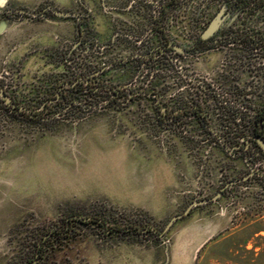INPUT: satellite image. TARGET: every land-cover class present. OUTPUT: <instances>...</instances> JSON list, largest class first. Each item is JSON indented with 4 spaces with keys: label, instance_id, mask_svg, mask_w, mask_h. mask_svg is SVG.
I'll return each instance as SVG.
<instances>
[{
    "label": "rangeland",
    "instance_id": "obj_1",
    "mask_svg": "<svg viewBox=\"0 0 264 264\" xmlns=\"http://www.w3.org/2000/svg\"><path fill=\"white\" fill-rule=\"evenodd\" d=\"M163 4L0 0V264H25L67 215L155 230L121 235L78 224L74 237L49 239L36 264H264V154L229 128L241 116L247 132L262 106L260 49L210 42L193 52L224 4L180 0L159 28L184 50L162 55L151 19ZM45 5L79 17L2 14ZM251 29L260 35V24ZM79 75L91 88L112 84L120 97L90 94L87 83L74 82ZM62 77L73 82L61 88L66 99L52 100L36 120L5 106L15 100L38 111L44 98L57 96L51 85ZM196 105L201 118L162 120L166 108ZM251 172L156 235L192 202Z\"/></svg>",
    "mask_w": 264,
    "mask_h": 264
},
{
    "label": "trees",
    "instance_id": "obj_2",
    "mask_svg": "<svg viewBox=\"0 0 264 264\" xmlns=\"http://www.w3.org/2000/svg\"><path fill=\"white\" fill-rule=\"evenodd\" d=\"M164 1H165V4L161 5V7L159 9V16L154 18V19H151L156 33L159 35V37H162V38H165V32L163 29L159 28L161 25L160 21L164 20L166 18V16L168 15L169 7L176 6L180 2V0H164ZM257 6L260 8V3H258ZM144 9H145L146 14H147L149 7L147 5H145ZM251 31L253 32L255 30L251 29L250 31L247 32L248 40L234 41L232 43H240V46L243 50L248 49L250 51H254V50H256V48L260 49V40L251 38L252 37L250 34ZM256 32L258 33V31H256ZM242 34H244L243 30L241 32H238L239 37H241ZM254 37H256V36H254ZM165 45L166 46L162 47L161 48L162 50H160L162 55H163V53L168 51V49H171V47H168V42H166ZM208 45H209L208 42L205 44H200V45L194 47L192 49V51L194 52L195 50H198V49L205 50V48L208 47ZM258 53H260V52H258ZM150 59H152V57H150ZM74 82H76V84H78L79 86H83L85 83H87L85 86L88 89L90 94H93V93L99 91V89H101L102 91L105 92V94L107 96H110L111 99L115 100L118 97H120V91L114 89L115 87H113L112 84H109L108 82H105V83H103V85L97 86L96 88L95 87L91 88L88 84L89 82H88L87 77L86 76H80V75L76 76L74 78ZM71 83H73L71 81V79H67L66 77H62V78L58 79L55 83H53L51 85V87H52V90H55V94L57 96H54L52 98H44V100H42V102H41L42 103L41 108L38 111L36 109H34V106L20 105L15 100L8 102L7 104H5V106L7 108H9L11 110V113H13V114L16 113L18 115V113L20 112V113H23V115H26L31 120H36L38 117L47 113L48 110H50L51 106L53 105L51 103L52 100L54 101L55 99H58V100H65L66 99V95L63 94L61 88L65 87L67 85H71ZM72 88L75 89L76 87H72ZM129 93L136 94V92H133L132 90H129ZM145 95H148V94H145ZM182 108H183V110L187 111V109L185 107H182ZM197 109H195V111L191 109L192 112H190V113H192V114H195V113L198 114L199 113L198 114L199 117L200 118L203 117L201 108L198 106ZM196 110L198 112H196ZM236 118L239 119L238 122L235 121ZM236 118H235V116L231 118V121L229 124L230 130L235 131V130L239 129V131H240L239 139H241L242 137L245 138V140L242 141V143H244L247 140L248 143L252 142L251 144L255 148L258 149L256 143L254 141H252V139L254 137H257V136H261L264 138V106L260 107L254 113V116L250 119V121L248 122L250 129L247 132H245V130H242V126H244V122H245L244 117H241V116L237 117L236 116ZM245 126H246V124H245ZM258 150L260 151V149H258ZM78 224L79 225L92 224V225H95L96 227L102 228L104 231H108L109 233L116 232V233L121 234V235H126V234L136 232V231L148 233V232L155 230L154 226H151L148 223H144L140 226L131 220H124L121 222L116 221V222L111 223L107 220V218L105 216H102V215H96L93 217H81L79 215H67L65 217V219L62 220V223L58 227L50 230L47 234L43 235L39 239V242L34 246V248L32 250L31 257L26 258L25 264H36L37 261H39L40 259L43 258L49 239H55V240H61L62 241V240H65V239H68V238H71V237H74L75 235H77L75 227H77ZM158 233L159 232H156L157 236H158Z\"/></svg>",
    "mask_w": 264,
    "mask_h": 264
},
{
    "label": "flooded vegetation",
    "instance_id": "obj_3",
    "mask_svg": "<svg viewBox=\"0 0 264 264\" xmlns=\"http://www.w3.org/2000/svg\"><path fill=\"white\" fill-rule=\"evenodd\" d=\"M222 1H223L224 5L219 7L218 9H216L212 13L210 18L206 22L203 30L200 32L198 38L196 39L195 47L200 45V44H205L207 42L208 43L214 42L215 44H219L221 42H225V43L230 42V43H232L234 41H245V40H248L247 32L250 31V26H255V24H260V35L256 36V37L252 36L251 38L260 40V53H258V56H260V78H261V83L260 84L264 85V0H222ZM258 3H260V8L257 6ZM7 11L8 12L9 11L13 12V13L18 14V15H23V16L24 15L25 16H32L30 13H35V14L38 15V16H33V17L45 16L46 15V11H50V12L52 11V13L54 15H55V12H63V11L53 10V8L50 5H45L42 8H40L39 10H37V11H29L26 8H20L18 10H4L2 12V14H5V12H7ZM22 11H27L29 14H26V13H24ZM66 13H73V12H66ZM220 13H221V16H222V21H221L218 29L210 37H208L207 39L201 38L202 32L206 29V27L209 25V23ZM230 14L232 15V18L230 19V22L228 23L226 28L223 29V27L225 26L226 20L228 19V15H230ZM70 17H75V19H77L79 16H77V14H76V16H70ZM238 17L240 18V22H239L240 25L238 24L239 26H236L237 21H239ZM242 30L244 31V34H242V36L239 37L238 36V32H241ZM256 31H258V30H256ZM160 39H161V42H162V45H161L160 48L166 46L165 44H166V42H168V47H171L176 52H181V51L184 50V48L180 44H175V43L171 44L169 42V40H167L168 38H167L166 34H165V38L160 37ZM177 47L182 48V50L177 49ZM165 53H163V54H165ZM244 53L247 54V52H244ZM119 63H120V61H118V64ZM262 106H264V100L262 102ZM182 107L183 106H179L178 108H175L173 110H168L166 108L162 112V116H161L162 120H164L165 122L166 121H173V120L177 119V117H178L177 115L178 114L183 115V113H190V112H192V110L195 111V109L198 108V106L196 105V106L191 107L190 110L185 111V110H183ZM197 110H196V112L199 111V110L198 111ZM198 114L195 113L194 115L197 116L198 118H200ZM257 137H259V136H257ZM254 138H256V137H254ZM254 138L252 139V141L255 142ZM244 140H245V138L242 137L241 138V142L244 141ZM244 143L248 144V141L246 140ZM249 143L251 144L252 142H249ZM256 145H257V143H256ZM257 147L264 154L263 150L258 145H257ZM251 175H253V172H251L250 174H248L245 177H243V178H245L243 181H245ZM239 179H242V178H239ZM239 179H234V180H239ZM234 180H230V181H234ZM230 181H228V182H230ZM243 181H241V182H243ZM236 183H240V182H236ZM236 183H232V184H236ZM232 184H229L228 186H230ZM225 185L218 192V193H220L219 196H221L222 192L224 191V189L226 187H228V186H225ZM205 199H207V198H205ZM208 199H211V198H208ZM191 210H190V212H191ZM161 232H159V233H161Z\"/></svg>",
    "mask_w": 264,
    "mask_h": 264
},
{
    "label": "water",
    "instance_id": "obj_4",
    "mask_svg": "<svg viewBox=\"0 0 264 264\" xmlns=\"http://www.w3.org/2000/svg\"><path fill=\"white\" fill-rule=\"evenodd\" d=\"M26 14H29L27 11H22ZM32 16H38L35 13H30ZM56 16H64V17H68V16H76L75 13H66V12H55ZM222 21V16L221 13L218 14L210 23L209 25L206 27V29L202 32L201 34V38L203 39H207L208 37H210L219 27L220 23ZM177 49L182 50V48L177 47ZM255 142L257 143V145L263 150L264 152V139L262 137H256L254 138ZM245 178L239 179V180H234V181H230L228 182L225 186H228L229 184L232 183H236V182H241L243 181ZM220 195V193L216 194L215 196H213L211 199H203V200H199V201H195L192 202L191 204H189V206L185 209V211L181 214H177L175 216H173L168 222L167 224L164 226L163 230L161 233L158 234V236H162L165 232H167L170 227L172 226L173 222H175L178 219H181L185 216H187L190 213V210L198 205H202L205 204L209 201L215 200L218 196Z\"/></svg>",
    "mask_w": 264,
    "mask_h": 264
}]
</instances>
